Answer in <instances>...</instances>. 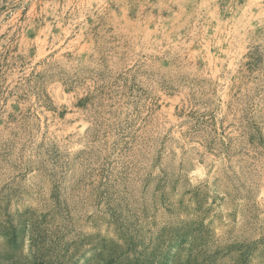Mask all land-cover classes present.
Returning <instances> with one entry per match:
<instances>
[{
	"label": "rangeland",
	"instance_id": "374dc122",
	"mask_svg": "<svg viewBox=\"0 0 264 264\" xmlns=\"http://www.w3.org/2000/svg\"><path fill=\"white\" fill-rule=\"evenodd\" d=\"M0 264H264V0H0Z\"/></svg>",
	"mask_w": 264,
	"mask_h": 264
}]
</instances>
